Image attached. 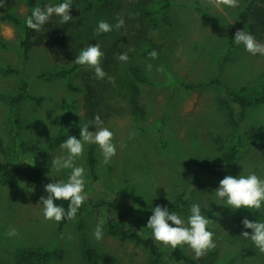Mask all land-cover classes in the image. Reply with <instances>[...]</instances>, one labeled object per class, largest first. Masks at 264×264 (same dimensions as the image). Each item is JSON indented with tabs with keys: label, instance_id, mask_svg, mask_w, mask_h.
<instances>
[{
	"label": "rangeland",
	"instance_id": "1",
	"mask_svg": "<svg viewBox=\"0 0 264 264\" xmlns=\"http://www.w3.org/2000/svg\"><path fill=\"white\" fill-rule=\"evenodd\" d=\"M128 1L110 0L102 5L95 0H72L70 25H60L84 48L100 43L107 55L101 66L113 78L109 81L107 76L97 79L93 69L82 65L65 77L48 76L66 65L53 62L45 46L19 48L21 28L1 19L7 13L24 19L36 6L63 0H5L0 7V40L4 42L0 44V155L39 163L49 178L67 181L71 170L57 172L51 160L66 155L60 144L70 135L79 138L80 127L98 114L115 134L117 154L104 164L98 145H85L75 163L85 168L89 197L112 198L116 209L132 223L144 221L154 202L186 188L187 204L174 212L187 221L190 206L198 203L202 215L213 220L210 230L215 233L216 247L211 251L218 252L214 264H264V253L241 235L242 231L251 233L241 223L245 217L264 221V206L260 211L233 210L215 194L226 175L255 173L264 178V148L247 144L227 168H195L196 179L189 183L178 166L180 160L203 159L219 166L221 156L245 126L252 128V140L264 145V99L247 106L241 120L238 107L225 105L221 86L212 82L218 78L249 99L264 89V56H253L234 41L238 29L248 31L238 27L237 13L250 0H239L236 8H217L206 0H171L169 8L157 11L158 24L151 31L163 45L156 59L124 43L120 29L94 37L98 22L114 25ZM196 7L217 20L205 19ZM51 19L59 23L60 17ZM251 34L264 43L262 33ZM129 48L134 51L128 53V62L120 61L118 55ZM131 67L147 82L136 80ZM8 96L19 97L16 106ZM58 135L64 139L49 148ZM89 149L96 160V180L87 163ZM28 195L19 176L11 183L0 179V264H16L17 250L26 247L51 252L41 264H84L83 245L92 249L95 264H149L146 248L110 235L105 223L103 239L94 238L96 225L105 221L104 209L86 210L73 220L57 223L46 220L43 205L29 202ZM10 227L17 229L16 236L7 235ZM161 245L165 255L155 264H177L166 257L171 247ZM179 247L196 258L187 245Z\"/></svg>",
	"mask_w": 264,
	"mask_h": 264
},
{
	"label": "trees",
	"instance_id": "2",
	"mask_svg": "<svg viewBox=\"0 0 264 264\" xmlns=\"http://www.w3.org/2000/svg\"><path fill=\"white\" fill-rule=\"evenodd\" d=\"M102 5H108L110 0H95ZM172 4L171 0H130L125 6V11L119 16L124 18V26L120 28L123 42L130 47L143 52L148 55L152 50L157 53L161 52L163 45L154 40L151 31L157 27L158 24V10H165ZM205 19L217 20L213 16H208L200 8L196 7ZM28 14L27 16H29ZM26 16V18H27ZM26 18L20 19L14 14L7 13L1 15V19L9 20L10 22L18 25L22 30V36L18 43V47L27 50L31 47L45 46L48 54L55 63H61L66 66L61 69L51 72L48 76L65 77L67 74L75 72L81 65L74 63L76 56L84 49L83 44L74 40L71 34H66L67 28L61 27L60 24L50 18L40 31H35L26 26ZM167 21H168V17ZM238 27H246L251 33H262L264 35V0H250L243 8L237 13ZM0 44L4 42L0 40ZM107 56V55H105ZM109 63L110 60H105ZM131 74L140 82H147V79L137 73V69L131 67ZM220 87V91L224 97L225 105H232L238 107V115L242 120L244 116V109L252 104L261 102L264 99V89L259 96L249 99L240 91H235L228 86L222 84L218 78L212 81ZM10 103L13 106L17 105L19 97L8 96ZM89 103L90 97L86 98ZM91 105V104H90ZM252 128L245 126L244 129L237 135L235 143L230 146L227 151L221 156V164L218 166L208 159L203 160H180L178 166L180 171L188 178V183L196 179L194 169H213L216 167L227 168L237 158L240 149L247 144H255L257 147L264 148L263 144L255 143L252 140ZM64 139L63 135H58L48 145L49 148L59 144ZM28 162V163H27ZM26 159H13L9 160L0 155V179L11 183L17 176L23 181L25 186L31 190L29 191L28 200L33 204L39 202L41 196H46L44 188L47 183L55 182L57 180L51 179L46 175L45 170L39 164ZM87 163L90 174L94 180L98 179L95 173L96 160L93 156L92 149L87 153ZM57 204L63 205L67 208L69 201L60 200L56 201ZM42 204V203H41ZM116 202L112 198L89 197L81 208L78 210L77 215L91 209H104L106 212L105 227L107 232L117 237L120 240H131L146 248L150 253L149 264H155L159 259L163 258L165 252L160 243L155 241L152 237V230L147 228V220L152 215V210L155 206H167L169 211H178L184 209L187 204L186 188L178 192L174 197L169 199H162L154 202L151 208L147 210L148 215L144 221H134L129 223L125 214L116 209ZM63 222V221H62ZM145 227L143 228V226ZM143 230L145 231H142ZM84 257V264H95L96 260L92 249L83 245L82 251ZM51 257V252L43 250L39 247H26L18 249L15 254L16 264H41L46 262ZM166 257L177 264H214L218 259L217 251H209L206 255L200 258H192L187 255L179 246L175 249H170Z\"/></svg>",
	"mask_w": 264,
	"mask_h": 264
},
{
	"label": "clouds",
	"instance_id": "3",
	"mask_svg": "<svg viewBox=\"0 0 264 264\" xmlns=\"http://www.w3.org/2000/svg\"><path fill=\"white\" fill-rule=\"evenodd\" d=\"M206 2L208 5L217 8L222 5L230 8L239 7V0H206ZM4 4L5 0H0V7H3ZM72 4V0H63L57 5L36 6L27 16L26 26L32 30L40 31L53 15L60 17V24H67L73 18L71 15ZM124 23V18L119 15L114 25L106 20H100L94 31V37L114 29L118 31L124 26ZM234 41L237 45L243 44L245 50L253 56L257 54L264 56V43L259 42L250 32L238 29L234 35ZM132 51L134 49L129 48L126 52L119 54L117 58L126 63L129 60L128 53ZM104 55L99 42L89 44L81 50L73 62L93 69L97 79L103 80L107 76L108 80L112 81L113 78L108 76L101 66ZM148 55L152 59L158 58L156 50H152ZM148 67L151 69V65ZM91 125L95 126L94 131L90 130ZM134 135L135 133L130 134L129 139H132ZM114 138V132L104 126V122L97 114L94 120H90L80 127L79 138L70 135L60 144V148L66 152V155L55 156L51 160V167L57 172L67 169L71 171L67 181L59 180L45 185L44 190L47 195L41 196L39 202L43 205V216L46 220H54L59 223L64 219L73 220L76 218L78 210L89 198V194L85 191L87 183L85 168L83 165L77 166L75 161L83 156L86 144H95L101 151L102 163H110L117 154ZM29 164L35 166L34 162ZM215 194L217 200L225 201L223 204L230 206L233 210L244 207L253 211H260L264 206V178L255 173H249L246 176L239 175L238 177L226 175L219 181V187ZM60 200L69 201L67 208L56 203ZM104 223L105 221L101 220L94 230L93 235L97 241L103 239ZM212 223V219L202 215L200 205L193 203L190 206V215L187 221L176 212H170L166 205H157L152 210V215L148 218L146 226L152 230V237L155 241L170 246L172 249L187 245L193 250L195 257L200 258L216 247L215 233L210 230ZM241 223L245 229H251V233L242 231L241 235L250 239L260 253H264V221L250 220L245 217ZM17 234V229L14 227H10L7 232L10 237Z\"/></svg>",
	"mask_w": 264,
	"mask_h": 264
}]
</instances>
